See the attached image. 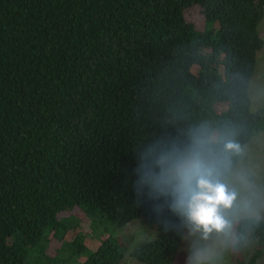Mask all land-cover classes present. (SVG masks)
<instances>
[{"label":"trees","instance_id":"16d2710c","mask_svg":"<svg viewBox=\"0 0 264 264\" xmlns=\"http://www.w3.org/2000/svg\"><path fill=\"white\" fill-rule=\"evenodd\" d=\"M263 11L264 0H0V264H118L126 245L110 230L134 219L161 229L132 257L173 264L186 214L171 170L198 152L217 182L264 131L248 93ZM82 219L91 235L67 239ZM232 233L255 242L250 262L263 252V215Z\"/></svg>","mask_w":264,"mask_h":264},{"label":"rangeland","instance_id":"374dc122","mask_svg":"<svg viewBox=\"0 0 264 264\" xmlns=\"http://www.w3.org/2000/svg\"><path fill=\"white\" fill-rule=\"evenodd\" d=\"M189 14L192 18H196L197 13ZM258 28L264 40V11ZM248 93L250 110L254 111L264 106V43L256 53V63L248 84ZM175 173L176 167L171 170L170 176L174 177ZM218 182L225 184L229 192L236 193L232 208H221V214L229 222V226L223 231L213 230L205 234L203 228L198 227L186 215L182 241L173 264H184L185 255L192 257V264H264V249L258 258L250 262L249 259L256 246L255 242L249 239L235 246L232 233L239 218L264 216V131H259L244 144L238 164ZM65 215H69V212ZM70 217L78 222L75 212L72 211ZM86 224L87 220L80 221L74 229L67 232L66 238L86 240L91 235L82 233L87 229ZM160 225V220L142 224L134 219L122 226L114 228L112 226L110 231H113L126 245L124 256L118 264H141L132 257L131 250L141 239L158 235Z\"/></svg>","mask_w":264,"mask_h":264},{"label":"clouds","instance_id":"9594fccd","mask_svg":"<svg viewBox=\"0 0 264 264\" xmlns=\"http://www.w3.org/2000/svg\"><path fill=\"white\" fill-rule=\"evenodd\" d=\"M225 148L229 152H241L240 145L233 142L227 143ZM214 174L219 173L214 166L206 164L197 152L177 165L172 178L179 186L181 199L178 206L192 222L203 228L205 234L213 230L223 231L229 226L221 208H232L236 199V193L229 192L225 184L213 182ZM184 264H192V257L185 255Z\"/></svg>","mask_w":264,"mask_h":264}]
</instances>
